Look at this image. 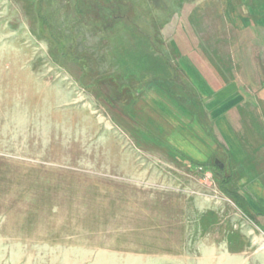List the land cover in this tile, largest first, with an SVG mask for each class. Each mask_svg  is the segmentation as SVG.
I'll return each mask as SVG.
<instances>
[{"label":"rangeland","instance_id":"374dc122","mask_svg":"<svg viewBox=\"0 0 264 264\" xmlns=\"http://www.w3.org/2000/svg\"><path fill=\"white\" fill-rule=\"evenodd\" d=\"M261 11L0 0V264H264V218L222 188L254 204L264 122L236 106L238 161L214 116L231 85L255 98L240 27ZM248 46L263 77L264 42Z\"/></svg>","mask_w":264,"mask_h":264},{"label":"crops","instance_id":"0c3cea01","mask_svg":"<svg viewBox=\"0 0 264 264\" xmlns=\"http://www.w3.org/2000/svg\"><path fill=\"white\" fill-rule=\"evenodd\" d=\"M261 12L263 13L264 11ZM241 23V30L244 31L245 35H248V37L244 36L245 39L241 43V51L246 55V57H242V59L247 64L245 68L246 83L247 86H249L253 90V95L255 98L251 99L248 94L243 91L244 88L237 85L236 83L235 86L231 85L229 87L237 97L233 96V101H229V99L223 100V102L218 106V109H221L223 111L220 113H217L216 111L214 112V116L216 117V119H218L219 117L224 123V129L222 130L221 128L220 131L222 132V137L224 139L226 148L228 152H230L231 157H234L238 161L245 160L249 156V154L247 153L243 144H241L239 137H237V133L231 122L234 117L233 113L238 111L236 106L239 105L240 115L241 112L245 115V108L246 111H252V113L255 114L254 118H258L259 122H264V109H262L264 108L262 107V105L264 104V76L262 77L258 73V68L257 66H255V57H249V53H252V51L248 46V43H252L256 46L260 44V42H264V14H262V16L258 15V13H256L255 15H246L243 22ZM232 106L234 108H231ZM219 114H223V116L220 117ZM245 188L249 191V193H253V191H256V196L253 195L254 198L251 197L252 199H255L254 204L250 203L249 201L246 202L252 206V212H254L256 216H258L257 219L259 221L263 220L264 184L260 180H253L249 184H247ZM250 219L252 221H256L255 218L251 217Z\"/></svg>","mask_w":264,"mask_h":264},{"label":"trees","instance_id":"16d2710c","mask_svg":"<svg viewBox=\"0 0 264 264\" xmlns=\"http://www.w3.org/2000/svg\"><path fill=\"white\" fill-rule=\"evenodd\" d=\"M222 188L227 194L232 195L235 198L237 197L241 206L247 211L249 215L253 216L254 212H249V210L252 211V206L248 204L246 201H243L242 197L239 196L238 189L236 187V184H235V181L232 175L224 176Z\"/></svg>","mask_w":264,"mask_h":264}]
</instances>
